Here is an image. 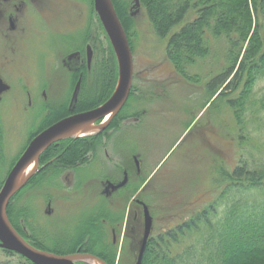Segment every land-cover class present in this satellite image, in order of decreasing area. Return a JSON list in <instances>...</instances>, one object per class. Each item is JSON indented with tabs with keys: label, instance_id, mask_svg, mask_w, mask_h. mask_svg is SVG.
Masks as SVG:
<instances>
[{
	"label": "trees",
	"instance_id": "16d2710c",
	"mask_svg": "<svg viewBox=\"0 0 264 264\" xmlns=\"http://www.w3.org/2000/svg\"><path fill=\"white\" fill-rule=\"evenodd\" d=\"M128 1L113 0V3L131 43ZM140 2L156 36L160 41H167L166 58L177 76L191 84L200 83L199 77H202L210 99L216 97L218 100L214 106L226 99L225 104L232 111L239 130L238 143L245 147L246 139L251 134L247 118L249 112L256 115L257 124L260 125L259 113L264 111V99H254L256 85L264 80V0ZM109 50L113 79L99 81L98 95L88 105H80V111L104 104L116 88L118 63L112 48ZM218 52L221 53L219 57ZM222 60L224 66L220 68ZM211 61H219L218 67L198 74V67H209ZM101 71L105 77L106 66L100 68ZM148 97L152 99L154 92L143 93L133 86L127 103L108 130L91 137L62 140L45 151L40 157V164L44 167L29 180L23 192L35 190L36 197L40 199L44 194L43 189L61 186L59 174L67 170L77 174V186L80 188L85 182L89 163L101 153L105 154L114 137L121 133V126L141 118ZM44 128L31 132L27 145ZM255 132H260V127L257 126ZM7 152V133L0 114V191L19 158L4 175ZM104 159L110 163L105 155ZM48 172L51 173L50 178ZM216 173L219 174L214 179L218 193L216 198L187 219L175 224L170 221L159 233L152 232L141 264H264V164L260 159L245 160L240 155L232 170L218 169ZM146 181L147 178L143 183ZM24 193L21 191L17 194L8 206V215L14 226L15 203ZM103 202L109 203L107 200ZM81 220L84 240L96 235L100 247L103 241L110 243L111 249L107 254H100L99 250V254L95 252L96 256L102 258L105 255L102 259L108 264H136L130 246L138 239L137 234L127 233L120 255L118 242L112 246L108 239V229L113 227L120 233L124 210L113 211L110 204H103L97 210L86 211ZM96 225L94 232L93 226Z\"/></svg>",
	"mask_w": 264,
	"mask_h": 264
},
{
	"label": "rangeland",
	"instance_id": "374dc122",
	"mask_svg": "<svg viewBox=\"0 0 264 264\" xmlns=\"http://www.w3.org/2000/svg\"><path fill=\"white\" fill-rule=\"evenodd\" d=\"M131 1H128L129 6ZM129 6L127 11L131 18L130 46L134 60L133 86L143 93L152 91L158 94H154V97L148 100L151 102L147 103L149 116L146 125L142 127L132 125L138 120L125 123L127 125L114 137L104 154L109 160L113 157L110 163L104 159L102 153L98 155L99 162L87 171L91 178L85 180L82 192L74 197L82 196L79 206L81 204L83 213L93 209L96 203L98 208L103 204H110L113 211L124 210V220L118 233L119 255L127 233L137 234L138 239L130 246L133 249L130 250L132 257L137 263L144 234V213L137 200L143 201L149 207L153 217L154 234L165 229L170 221L174 224L179 223L203 208L218 194L214 185V179L219 177L216 173L218 169L232 170L238 163L240 155L245 160L260 159L264 164V111L259 113L260 125L257 124L256 115L249 112L248 129H251V134L246 139L245 147H241L237 140L239 130L232 111L225 104L226 99L220 100L214 106L218 100L216 97L210 99L202 77H199L200 83L191 84L177 76L166 58L167 41H160L156 36L144 8L132 17ZM109 43V46H112L110 41ZM105 47L107 49L106 45ZM42 49L37 52V57H42ZM217 55L219 57L221 53L218 52ZM28 58L30 59L29 55ZM218 62L211 61L209 67L199 66L198 74H205L208 68L218 67ZM23 63L16 67L15 74L17 78L20 75L25 76L24 79L9 80L12 89L3 96L0 103V114L8 139L4 175L17 157L25 151L29 135L36 129H32L31 126L34 112L26 113L24 108L30 106V100L33 108L37 107V94H33L32 99L28 98L25 91L28 89L25 85L31 92H37L40 84L38 79H41L43 74L41 69L35 67L34 63H29V60L25 63L24 58ZM223 66L224 60L219 67ZM113 76L111 72L110 80ZM254 95V99H264V80L258 82ZM111 123L101 132L108 130ZM257 126L260 127V132H255ZM73 138L77 137L67 139ZM135 160L138 161V165ZM122 166L129 174L128 183L122 191L124 198L119 199L117 195L112 198L102 196L103 181L106 179L122 181L125 178L119 170ZM42 168L39 163L32 177ZM137 168H140L138 174ZM146 178L147 181L143 183ZM61 186L69 185L67 183L64 185L63 182ZM94 198H97L96 201ZM104 200L109 203L103 202ZM34 204L37 212L46 209L45 203L37 197ZM137 212L139 216L135 217ZM69 214L67 213L65 227L72 229L78 223L80 214L78 216ZM109 237L111 238V235Z\"/></svg>",
	"mask_w": 264,
	"mask_h": 264
},
{
	"label": "flooded vegetation",
	"instance_id": "af4514ba",
	"mask_svg": "<svg viewBox=\"0 0 264 264\" xmlns=\"http://www.w3.org/2000/svg\"><path fill=\"white\" fill-rule=\"evenodd\" d=\"M133 1L130 2L129 11ZM109 41L96 10L95 0H0V77L10 86V90L2 95V100L3 96L12 89L9 80L24 79L23 75L17 78L15 69L24 64L25 58V63L26 60H29V63H34L35 67L41 69L43 74L41 79H38L40 82L38 93L31 92L25 85L28 89L25 90L27 97L32 99L33 94H37L36 99L38 100L36 108H33L31 100L30 106L24 108L26 113L34 112L32 129L36 128L35 130H37L45 127L42 130L44 131L63 119L92 110L80 111V105H88L96 98L99 81L105 82L111 77L113 70L109 66V49L113 50V47L109 46ZM41 48L43 49L40 58L36 54ZM112 57L111 55V59ZM104 66H106L105 77L103 76L104 72H100V68ZM79 83L80 90L74 101V93ZM159 94L161 95V92ZM148 100L149 97L145 99L143 114L141 113V118L137 124L135 123V127L146 125V119L149 116ZM126 125L124 124L121 128L123 129ZM53 160L49 162L51 163ZM97 162H99L98 157L89 163L87 169L92 168ZM119 170L123 173V178L125 175L129 176L128 170L124 166ZM138 173H140V168H137ZM50 174L48 172V176ZM76 175L73 171H64L59 174L60 184L67 183L68 187L50 186L45 188V191L43 189L44 194L40 199L45 203L46 209L38 212L35 211L34 204L36 191L28 190L24 193L23 189L20 190L17 194L21 191L24 194L16 200L14 209L16 226L13 225V227L26 242L40 251L58 256L74 254L96 256L95 252L99 254V250L100 254H107L111 249L109 242L103 241L100 247L96 235H93L89 240L83 238L80 228L84 213L81 204L79 206L82 196L74 197L80 195L83 184L80 188L77 187L78 178ZM85 178L87 181L91 177L86 174ZM113 180L106 179L102 182L101 194L107 198L117 195L116 197L121 199L125 186L109 195L104 193L107 181L121 182V180ZM40 194L38 193V195ZM96 199L94 198V201ZM95 205L91 211L97 210V203ZM77 206H79L78 209H76ZM139 207L143 211L142 206L139 205ZM21 209L26 211H21ZM63 210L67 211L63 212ZM67 213L75 216L80 214L78 223L72 229L65 227ZM138 216L139 213H135V217ZM96 230L97 225L93 226V231ZM108 234L111 235V238L108 237L111 240V245H115L118 242L117 229L113 227L108 229ZM0 251V264H35L18 252L1 247ZM103 256L105 257V255ZM97 257L100 258L99 255ZM82 263L90 264L75 261V264Z\"/></svg>",
	"mask_w": 264,
	"mask_h": 264
},
{
	"label": "water",
	"instance_id": "95a60500",
	"mask_svg": "<svg viewBox=\"0 0 264 264\" xmlns=\"http://www.w3.org/2000/svg\"><path fill=\"white\" fill-rule=\"evenodd\" d=\"M95 7L118 62L119 79L113 95L99 107L63 119L39 133L29 143L16 164L12 167L0 191V247L18 252L35 264H75V261H83L90 264L96 261L100 264H106L102 259L91 254L58 256L40 251L24 240L13 227L8 216V206L12 198L35 174H32L25 181L21 182L22 175L31 164L36 162L38 165L41 155L48 148L57 142L71 138V134L82 126L93 124L99 127V132L103 131L120 113L129 99L134 81V60L127 33L117 14L113 0H95ZM140 10V0H134L130 9V15L135 17ZM9 90L10 86L0 77V101L2 100V95ZM79 90L80 83L76 87L74 101L77 98ZM107 116H110V118L104 123ZM136 162L138 165L137 160ZM127 183V175L119 183L107 181L104 193L109 195L123 188ZM137 202L143 206L144 213V234L136 263L141 264L148 240L153 231V217L149 207L143 201L137 200Z\"/></svg>",
	"mask_w": 264,
	"mask_h": 264
},
{
	"label": "bare ground",
	"instance_id": "6f19581e",
	"mask_svg": "<svg viewBox=\"0 0 264 264\" xmlns=\"http://www.w3.org/2000/svg\"><path fill=\"white\" fill-rule=\"evenodd\" d=\"M109 118H110V116H107V118L105 119L104 123L107 122L109 120ZM98 132H99V127L98 126H95L93 124H89V125H85V126L80 127L79 129L74 131L71 134V136L72 137H77V138H82V137H86V136L95 135ZM37 168H38V165H37L36 162L31 164L25 170L24 174L22 175L21 182L25 181L29 176L34 174L36 172ZM93 264H100V263L94 261Z\"/></svg>",
	"mask_w": 264,
	"mask_h": 264
}]
</instances>
